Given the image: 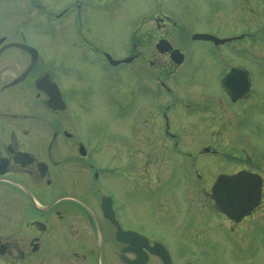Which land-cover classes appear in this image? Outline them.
Wrapping results in <instances>:
<instances>
[{"label":"rangeland","instance_id":"obj_1","mask_svg":"<svg viewBox=\"0 0 264 264\" xmlns=\"http://www.w3.org/2000/svg\"><path fill=\"white\" fill-rule=\"evenodd\" d=\"M64 8L61 20L46 14ZM0 13V34L11 37L23 27L29 42L55 63L71 92L74 119L97 146L92 158L106 170L103 185L122 200V215L161 234L185 264H264V208L230 230L204 191L219 172L264 167V0H0ZM195 32L243 35L213 46L193 40ZM159 35L186 52L173 73L161 66L167 56L153 54ZM97 51L118 58L145 54L114 68ZM229 61L246 62L251 101L232 103L222 89ZM136 67L141 70L134 74ZM158 79L179 96L168 101L154 91ZM165 100L177 105L167 127L173 138L162 134ZM132 135L135 149L128 151ZM109 141L118 143L120 155ZM174 141L195 150L176 155Z\"/></svg>","mask_w":264,"mask_h":264},{"label":"flooded vegetation","instance_id":"obj_2","mask_svg":"<svg viewBox=\"0 0 264 264\" xmlns=\"http://www.w3.org/2000/svg\"><path fill=\"white\" fill-rule=\"evenodd\" d=\"M2 13L0 17L4 16ZM20 36L18 27L11 37L0 34L2 43L19 41ZM22 53L14 47L0 52V264H185L176 259L161 234L142 223L133 224L120 212L122 200L106 183L103 185L106 170L92 158L97 146L74 119L71 92L64 90L59 73L56 78L55 63L38 54L34 66L18 79L30 62V54ZM141 54L145 52L131 53V62ZM153 54L167 56L161 64L166 73H173L182 64H175L169 52L155 50ZM230 62L225 71L232 65L246 63ZM137 68L132 69L134 74L141 70ZM146 73L141 77H148ZM52 82L58 83L61 92V103H55V107L49 104V90L55 85L47 87V83ZM146 86L150 89L149 83ZM252 86L251 79L249 95L232 103L251 101ZM174 90L158 79L154 91H161L169 101L171 96H179ZM226 96L230 100L227 93ZM61 99L66 102L65 108ZM174 105L166 100L160 105L165 138L174 137L167 129L173 127L170 113ZM143 107L139 105L140 112ZM107 144L114 146L113 154L120 155L116 141ZM135 144L132 135L127 150L135 149ZM191 148H183L178 141L171 144L172 153L178 155L188 154ZM240 169L256 171L262 178L261 198L253 215L264 208V167L260 164L255 170L235 171ZM238 223L230 222V230ZM160 243L168 250L171 262L163 257Z\"/></svg>","mask_w":264,"mask_h":264},{"label":"water","instance_id":"obj_3","mask_svg":"<svg viewBox=\"0 0 264 264\" xmlns=\"http://www.w3.org/2000/svg\"><path fill=\"white\" fill-rule=\"evenodd\" d=\"M192 38L212 40L215 44L223 43L224 41L230 39L218 38L207 33H195L192 35ZM12 45H18L29 51L30 54H36L33 47L25 44L9 43L3 45L0 50ZM156 47L162 52L171 49V45L165 39H160L157 42ZM182 57L183 55L178 49H173L171 51V58L176 62H181ZM128 59L129 58L126 60ZM32 65V63L29 65L26 72ZM249 84L250 82L247 71L238 67L232 68L223 80V85L232 100H236L237 98L247 95ZM49 86H51V84L47 83V87ZM49 94L53 103L58 102V94L53 86L49 90ZM260 186L261 178L251 172L241 170L232 175L219 174L211 187L210 196L213 199L215 207L218 211L237 221L242 216L250 213V211L257 205L260 196Z\"/></svg>","mask_w":264,"mask_h":264}]
</instances>
